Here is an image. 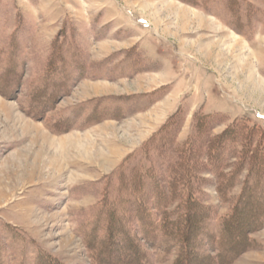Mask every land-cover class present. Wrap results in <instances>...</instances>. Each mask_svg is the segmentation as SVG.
Returning a JSON list of instances; mask_svg holds the SVG:
<instances>
[{"label": "rangeland", "instance_id": "374dc122", "mask_svg": "<svg viewBox=\"0 0 264 264\" xmlns=\"http://www.w3.org/2000/svg\"><path fill=\"white\" fill-rule=\"evenodd\" d=\"M179 1L0 0V264H99L107 233L143 264H172L186 232L215 258L249 197L261 225L228 264H264V0ZM139 32L175 51L174 115L75 122L79 100L153 87L74 85Z\"/></svg>", "mask_w": 264, "mask_h": 264}, {"label": "crops", "instance_id": "0c3cea01", "mask_svg": "<svg viewBox=\"0 0 264 264\" xmlns=\"http://www.w3.org/2000/svg\"><path fill=\"white\" fill-rule=\"evenodd\" d=\"M175 2L185 5L184 1L175 0ZM186 5L191 6L189 3ZM200 12L209 17L207 12L205 13L203 10H200ZM213 17H215V20L220 25H225L222 20L216 16H212V18ZM121 26L123 25L120 23L119 27ZM121 31L120 29L118 32ZM150 35L151 36L146 35L144 32H139L136 36L124 35L125 37L122 36L118 38L120 43H126L131 37H135L136 39L130 45L106 53L94 61L90 59L85 61L84 58L78 57L79 60L82 59L85 62V73L76 80L74 85L89 84L91 85L90 88L97 90L99 87L108 88L112 84L141 78L144 85L153 84V87L148 90L127 93L110 95L105 93L101 95L94 94L89 98L79 100L72 105L71 109L73 114L75 113V122H83L84 124L85 122L83 119H89L91 115L98 116L106 121L107 118L111 117V115L107 113L116 109L125 110V113L129 112L130 116H151L152 113L155 112L157 106L158 108L162 106V110L159 111L157 115L161 120L158 122L157 126L154 127L157 131L169 117L174 115L177 110L175 103L180 100V96L177 97L175 92L180 79L177 70L176 54L175 51H173L174 49L165 51L164 48L162 49L160 44L156 42L153 36L158 35V32ZM147 36L153 39H147ZM75 50L76 48L73 47V55H77L74 54ZM78 55H81V53L79 52ZM95 84L103 85L95 88L93 87ZM177 98L179 99L177 100ZM171 104L173 106L169 109ZM81 108H83V112L80 114ZM155 118L157 117L149 120L155 121ZM151 124L153 123L150 122L149 125ZM91 125H95V123Z\"/></svg>", "mask_w": 264, "mask_h": 264}, {"label": "trees", "instance_id": "16d2710c", "mask_svg": "<svg viewBox=\"0 0 264 264\" xmlns=\"http://www.w3.org/2000/svg\"><path fill=\"white\" fill-rule=\"evenodd\" d=\"M244 193L246 192L244 191ZM250 199L251 198L249 197L245 200L247 202L246 204H244V202H239V207L237 204L236 208H233L230 214L222 222L220 234L217 238L218 247L215 258L203 254L202 252H198L196 247L191 243V239L188 237V232H186L187 237L184 235L181 236V248L172 264H228L238 256L239 253L247 249L249 246L247 236L255 228L260 227L262 216L261 213H256L254 211L246 212L243 209V206L245 205H248L245 207L250 209V205L252 204ZM188 217H190V220L189 223H187L189 225L186 230L188 231V229H191V231H195L194 216L189 215ZM111 237L112 236L107 233L105 238L100 240V243L97 244L99 247H94L95 250H97L94 258L99 264H143L140 261L137 262V260L132 259L131 254L127 255L129 253L114 251L112 254L109 251L111 246L110 242L115 240ZM123 243L124 249L126 248L127 251L132 250L128 245L126 246L127 243L125 240ZM114 244L117 245L116 243Z\"/></svg>", "mask_w": 264, "mask_h": 264}, {"label": "bare ground", "instance_id": "6f19581e", "mask_svg": "<svg viewBox=\"0 0 264 264\" xmlns=\"http://www.w3.org/2000/svg\"><path fill=\"white\" fill-rule=\"evenodd\" d=\"M233 37H235V36H232L231 38H233Z\"/></svg>", "mask_w": 264, "mask_h": 264}]
</instances>
